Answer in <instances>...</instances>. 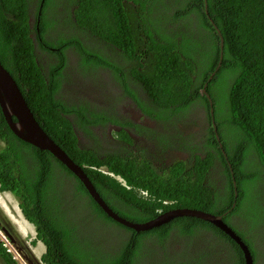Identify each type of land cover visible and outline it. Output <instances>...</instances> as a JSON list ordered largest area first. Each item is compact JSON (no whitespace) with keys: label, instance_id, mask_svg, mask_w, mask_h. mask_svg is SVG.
<instances>
[{"label":"trees","instance_id":"1","mask_svg":"<svg viewBox=\"0 0 264 264\" xmlns=\"http://www.w3.org/2000/svg\"><path fill=\"white\" fill-rule=\"evenodd\" d=\"M48 1L44 0L32 23L28 0H0V63L17 83L39 126L84 170L101 198L119 215L144 222L173 208L224 214L223 220L232 224L230 227L247 244L255 262L257 257L250 248L249 237L244 239L236 226L241 227L240 221L245 220L247 228L256 229L261 235L264 227V0H71L76 24L106 40L112 53L115 54L113 47L118 46L134 65L128 71L119 70L120 66L106 54L89 51L77 38H66L71 41L66 43L60 37L58 41L63 46L47 74L36 61L35 42L52 43L44 36L49 28L54 29L51 17L46 19L44 14ZM158 7L163 11L160 19H155ZM68 11L69 8L66 16ZM217 29L223 40L221 58ZM68 44L76 48L81 65L95 67L103 61V66L113 74L128 72L158 106L150 108L141 103L146 111L194 114L190 113L194 105L213 108L217 131L239 191L235 207L231 210V191L229 197L226 194L221 198L219 185L210 187L204 181L213 155L196 161L192 167L200 175V185L195 188L189 177L176 174L164 178L154 171L136 168L132 160L117 154L99 157L95 150L79 148L67 116L75 114L84 128L87 110H98L83 109L57 96L65 65L63 48ZM204 83L212 102L201 91ZM127 90L134 93L129 87ZM0 141V192H10L25 220L34 226L35 239L45 248L41 255L43 264H170L173 262L159 256L158 248L169 243L180 250L179 243L169 241L174 231L179 236L183 233L193 237L197 232L210 233L212 241L232 252L227 264H245L235 241L196 217H176L139 232L116 222L66 166L47 150L19 139L7 125L1 109ZM217 151L222 160L220 149ZM250 156L257 164L246 169ZM178 167L175 164L172 169ZM184 168L187 171L188 167ZM142 190L147 191L144 199L139 195ZM241 190H251L252 206H242ZM75 213L88 221L120 229L113 227L112 242L98 249ZM233 214L238 215L232 219ZM253 241L258 254L256 238ZM154 247L157 251L152 257ZM0 260L3 264H17L1 241ZM189 262L177 264H192Z\"/></svg>","mask_w":264,"mask_h":264},{"label":"flooded vegetation","instance_id":"2","mask_svg":"<svg viewBox=\"0 0 264 264\" xmlns=\"http://www.w3.org/2000/svg\"><path fill=\"white\" fill-rule=\"evenodd\" d=\"M43 2L44 0H38L36 13H40ZM67 8L69 11L67 16H64ZM74 9V3L71 0H65L63 6L57 8L58 18L61 22L60 28L57 30L49 28L44 35L45 39L52 43L44 41L38 43V40L35 42L36 61L42 70L48 74L51 65L56 63V54L63 46L62 41H60L62 42L61 46H57L60 43L59 38L65 40L73 37L79 39L86 49L101 55L106 54L110 60L120 66L119 70L128 71L134 65V61L125 57L118 46L113 47L112 51L115 54L112 53L111 49L106 47L108 44L106 40L79 27L76 24ZM29 13L31 16V12ZM30 21L33 23L32 16ZM31 37L35 41L33 34ZM69 39L65 40L66 43H71ZM63 52L65 65L62 70L58 98L68 103L81 105L83 109L96 108L98 110L92 113L87 110L88 119L83 124L84 128L75 114L67 116L72 121V129L77 137L79 148L95 150L99 157L106 154H117L127 160H132L136 168L146 169L148 173L154 171L164 178L173 177L176 174L183 178L189 177L196 185L195 188L200 185V175L199 170L192 167L196 161L207 159L208 156L213 155L211 166L206 170V175L204 173V181L210 187H215L218 184L220 188L218 194L221 198L226 194L229 197L232 192L234 198L232 208L235 207L239 191L232 176L233 168L222 153V142L218 131L214 132L213 130L212 123L215 120L210 113L196 112V116L192 117L190 116L192 114L179 112L146 111L141 103L150 108H158V106L128 72L123 75L113 74L103 66V61H100V66L95 67L81 65L80 56L71 44L63 48ZM81 67H84L85 70ZM87 73L91 74L87 75ZM71 78L74 81L73 85L68 82ZM95 81L104 82L107 86L106 91L101 87L98 91ZM127 87L134 93L128 91ZM215 126L217 127L216 123ZM217 148L220 149L222 155L221 161H216ZM252 156L247 160L246 169L257 164ZM175 164H178L179 167L173 170ZM217 164L220 165L214 170ZM184 166L188 167L187 171ZM97 168L100 169V166ZM226 169L230 176L227 175ZM121 184L126 186L124 180ZM146 192V190L139 191L141 198H146ZM250 194L251 190H241L242 206L253 205ZM235 215L238 214H233L231 218L233 219ZM0 228L3 231L8 229L1 220ZM20 252L22 254L21 249Z\"/></svg>","mask_w":264,"mask_h":264},{"label":"rangeland","instance_id":"3","mask_svg":"<svg viewBox=\"0 0 264 264\" xmlns=\"http://www.w3.org/2000/svg\"><path fill=\"white\" fill-rule=\"evenodd\" d=\"M36 3L38 4L37 0H29V9L32 17L34 16L37 9ZM64 3L65 0H49L47 3V7L44 12L45 18L48 19L51 17V20L54 23V30L59 29L61 26V22L58 18L59 14L57 12V8L63 6ZM166 3L167 5H169L168 1H166ZM159 6L162 7V5ZM162 11V8L158 7V11L154 15V18L160 19ZM90 74L91 73H87V75ZM68 82L73 85V78L69 79ZM95 82H97L95 87L98 91H100V87L106 91L107 86L104 84V82ZM106 96H108V94H106ZM205 110L210 112V109L207 110L204 109L203 106L194 105L190 111V113L194 112V114L190 116H196V112L202 113ZM215 122L217 121L215 120ZM1 146L2 142L0 141V147ZM216 161L221 160L219 159V157H216ZM219 165L220 164L215 165L214 170ZM263 190L264 181L262 180V191ZM262 205H264V200H262ZM77 210H79V208ZM75 215L78 222L86 228V232L89 234L91 240L94 242V245L98 249H100V245H106L112 242L114 236L112 232L113 227L116 229V231H119L120 229L116 228L114 225H105L104 223L99 221H88V219L83 217V215L80 213H75ZM0 220L4 223L5 227H8V229L6 228L4 229V231L0 228V241L15 257L16 262L18 264H43L41 261V255L45 250L44 245L39 240L35 239V230L33 225L25 220L20 209L18 208L17 199L7 191L0 192ZM262 222L264 223V217L262 218ZM228 224L230 226L232 225L230 222ZM239 225H241L242 228L240 226H236V228L240 231V235L244 239H248L247 237H249L250 248L257 257L255 258L256 261L255 259L254 261L256 262V264H264L262 260V253L264 250L263 225L262 235L256 229H251L249 228V226L247 228V222L245 220H241ZM180 234L181 235L179 236V233L177 231H174L169 238V241L179 243V251L169 243L165 247L162 246L165 249H163L162 247L161 249L158 248V254L162 258V260L173 262L170 264H177L184 260H189L191 261L189 263L192 264H227V259H229L232 252H230V249L220 247L219 243H215L214 241H212L214 237L210 233L206 234L197 232V236L195 237H193L192 235H184L183 233ZM186 237H189V240H186ZM178 238L180 240H178ZM254 238H256V244L258 245V254H256L257 249L255 252L253 247ZM19 248L22 250L23 255L21 254ZM164 250L166 253H164ZM156 251L157 249L154 247L152 249V257L156 255ZM17 252L21 257L18 256ZM224 252L226 253V255L224 254ZM0 264H3L1 260Z\"/></svg>","mask_w":264,"mask_h":264},{"label":"water","instance_id":"4","mask_svg":"<svg viewBox=\"0 0 264 264\" xmlns=\"http://www.w3.org/2000/svg\"><path fill=\"white\" fill-rule=\"evenodd\" d=\"M214 27L216 28L215 25ZM217 33L220 36V32L218 29ZM222 48L223 40L220 36V58L222 54ZM218 66L219 65H217L216 69L218 68ZM212 76L213 73L208 77L207 80L209 81ZM206 85L207 83H204L201 91L203 93H206L208 99L211 102L209 94L205 92ZM0 109L7 125L19 139L37 147L40 150H47L53 157H55L59 162L66 166L82 182L89 195L99 205V207L116 222L126 227H129L135 230L136 232H139L146 231L162 224H165L176 217H196L211 223L216 228L220 229L222 232L228 235L233 241L237 243V245L241 249L245 264H253V259L247 244H245L242 238L227 223L224 222L222 215H215L198 209L173 208L158 214L156 217L150 220L144 222H133L113 211L101 198V196L87 177L84 170L79 165L74 163L69 158V156L39 126V124L34 119L30 109L28 108L17 83L10 75V73L1 65V63ZM213 129L214 132H217L214 124ZM216 137L218 139L217 134ZM232 206H234V203L232 204Z\"/></svg>","mask_w":264,"mask_h":264},{"label":"clouds","instance_id":"5","mask_svg":"<svg viewBox=\"0 0 264 264\" xmlns=\"http://www.w3.org/2000/svg\"><path fill=\"white\" fill-rule=\"evenodd\" d=\"M211 99V98H210ZM211 102H212V100H211ZM205 109V108H204ZM206 111V110H205ZM212 111H213V108H212ZM207 113H210L211 114V116H212V118L215 120V118H214V115H213V112L211 113V108H210V112H208V111H206ZM214 125H215V122L213 123ZM212 127H213V125H212ZM216 127V126H215ZM214 130V129H213ZM216 130H217V127H216ZM217 134V133H216ZM219 141V140H218ZM221 147H222V153H223V155H224V157L228 160V158H227V154H226V152H225V150H224V148H223V145H221ZM216 157H219V154H217V156ZM219 159L221 160V158L219 157ZM120 183H122V181H123V179L120 177V176H118V175H116V176H114ZM121 179V180H120ZM233 206L231 205V208H232ZM222 215V218H223V215L224 214H221ZM225 222V221H224ZM226 223V222H225ZM227 224H228V222H227ZM229 225V224H228ZM230 226V225H229ZM232 228V227H231ZM9 251V250H8ZM10 252V251H9ZM11 253V252H10ZM17 254H18V256H20L19 255V253L17 252ZM14 257V256H13ZM21 257V256H20ZM14 259H15V257H14ZM22 259V258H21ZM16 260V259H15ZM43 263V262H42ZM18 264V263H17ZM253 264H254V262H253ZM255 264H256V262H255Z\"/></svg>","mask_w":264,"mask_h":264},{"label":"crops","instance_id":"6","mask_svg":"<svg viewBox=\"0 0 264 264\" xmlns=\"http://www.w3.org/2000/svg\"><path fill=\"white\" fill-rule=\"evenodd\" d=\"M28 1H29V0H28ZM37 1H38V0H37ZM28 3H29V2H28ZM36 4H37V3H36ZM35 14H36V11H35ZM35 14H34V15H35ZM33 227H34V226H33Z\"/></svg>","mask_w":264,"mask_h":264},{"label":"built area","instance_id":"7","mask_svg":"<svg viewBox=\"0 0 264 264\" xmlns=\"http://www.w3.org/2000/svg\"><path fill=\"white\" fill-rule=\"evenodd\" d=\"M121 180V179H120Z\"/></svg>","mask_w":264,"mask_h":264}]
</instances>
